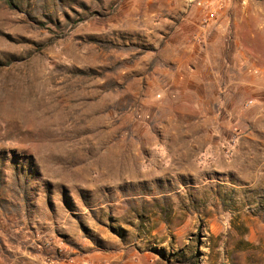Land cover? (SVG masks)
Instances as JSON below:
<instances>
[{
    "label": "rangeland",
    "instance_id": "rangeland-1",
    "mask_svg": "<svg viewBox=\"0 0 264 264\" xmlns=\"http://www.w3.org/2000/svg\"><path fill=\"white\" fill-rule=\"evenodd\" d=\"M0 264H264V0H0Z\"/></svg>",
    "mask_w": 264,
    "mask_h": 264
},
{
    "label": "trees",
    "instance_id": "trees-1",
    "mask_svg": "<svg viewBox=\"0 0 264 264\" xmlns=\"http://www.w3.org/2000/svg\"><path fill=\"white\" fill-rule=\"evenodd\" d=\"M5 1H7L8 3H11V0H5Z\"/></svg>",
    "mask_w": 264,
    "mask_h": 264
}]
</instances>
